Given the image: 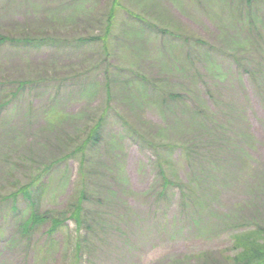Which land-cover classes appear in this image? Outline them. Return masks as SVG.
I'll use <instances>...</instances> for the list:
<instances>
[{
  "label": "rangeland",
  "instance_id": "374dc122",
  "mask_svg": "<svg viewBox=\"0 0 264 264\" xmlns=\"http://www.w3.org/2000/svg\"><path fill=\"white\" fill-rule=\"evenodd\" d=\"M252 238L264 0H0V264H244Z\"/></svg>",
  "mask_w": 264,
  "mask_h": 264
},
{
  "label": "trees",
  "instance_id": "16d2710c",
  "mask_svg": "<svg viewBox=\"0 0 264 264\" xmlns=\"http://www.w3.org/2000/svg\"><path fill=\"white\" fill-rule=\"evenodd\" d=\"M100 126L93 131L91 135V139L93 140L94 144H98V140L100 138ZM29 197V196H27ZM78 211V210H77ZM38 211L35 210V212L30 216L28 220H26L24 223L20 226V231L23 235V237L30 236V232H32L33 229L37 228L41 225V221H43L44 217H40ZM54 227L56 226V222H54ZM261 238V237H258ZM244 251L241 253L240 260L242 259V262H245L244 264H264V247L259 244V241L257 238L255 239H245Z\"/></svg>",
  "mask_w": 264,
  "mask_h": 264
}]
</instances>
